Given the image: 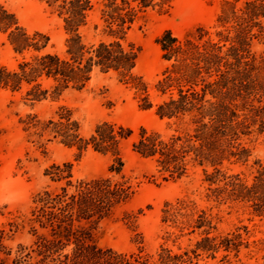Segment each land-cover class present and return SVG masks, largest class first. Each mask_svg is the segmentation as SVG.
<instances>
[{"label": "trees", "instance_id": "obj_1", "mask_svg": "<svg viewBox=\"0 0 264 264\" xmlns=\"http://www.w3.org/2000/svg\"><path fill=\"white\" fill-rule=\"evenodd\" d=\"M40 1L62 21L64 49L55 51L48 35L29 32L0 4V34L15 58L13 67L0 63V93L38 102L83 91L97 75L112 74L133 92L139 109L154 110L166 133L103 121L84 136L66 108L47 121L27 115L23 131L46 137L39 145L43 154L55 141L77 156L89 149L109 156L110 164L107 176L93 179H73L69 164L46 168L44 176L56 187L37 192L20 223L0 228V264H198L202 256L213 259L220 251L223 258L237 254L241 234H218L219 218L211 209L241 205L264 218V160L253 161L249 180L229 169L249 162L251 138L264 133V0H224L210 27L196 26L182 36L163 32L156 44L166 66L152 90L135 72L140 49L123 40L149 10L166 13L175 0ZM92 15L101 38L86 43L81 29ZM257 45L263 48L256 50ZM128 140L131 151L151 162L164 181L200 172L204 202L213 206L198 208L179 198L161 209V222L177 231L165 232V242L194 236L191 246L173 252L161 244L150 255L96 244L94 226L128 203L139 187L124 174L121 145ZM24 227L31 245L7 247L4 241Z\"/></svg>", "mask_w": 264, "mask_h": 264}, {"label": "rangeland", "instance_id": "obj_2", "mask_svg": "<svg viewBox=\"0 0 264 264\" xmlns=\"http://www.w3.org/2000/svg\"><path fill=\"white\" fill-rule=\"evenodd\" d=\"M224 0H175L166 13L149 10L125 34L124 45L140 49L135 72L142 76L150 89L160 77L166 63L156 40L165 31L182 36L196 26L210 27ZM13 12L21 26L29 32L39 31L50 38V45L57 52L64 49L66 34L62 21L40 0H0ZM99 20L90 17L88 25L81 29L86 43L101 38L94 25ZM257 45L256 50L262 49ZM0 63L7 67L15 65L14 55L5 38L0 34ZM71 111L78 121L81 133L88 136L100 122H112L133 131L139 127L166 133L165 123L159 121L154 110H141L133 97V92L121 84L115 75H97L83 91H66L57 98H47L38 102L26 100L22 94L0 93V228L8 222H21L32 206V197L42 189L56 184L44 176V170L52 164H69L73 179H93L108 175L109 156H102L89 149L77 156L74 149H68L52 141L45 145V153L39 148L43 139L23 131L27 115H36L41 121L55 117L59 108ZM131 140L121 145L124 174L138 184L134 197L118 207L113 215L94 226L95 242L103 248H111L120 253H132L142 249L145 254H154L161 244L173 252L192 245L194 236H183L176 242H165V232L177 231L169 224L161 222V209L166 202L176 199L192 200L198 208L210 207L204 202V190L199 171L187 177L164 181L154 171L151 162L136 156L130 148ZM249 146L252 157L245 165H231L234 173H241L250 179L252 163L264 160V133L251 138ZM212 214L219 218L217 233H239L242 245L238 253H216L215 258L202 256L198 264H264V218L252 215V210L241 205L213 207ZM8 227L6 226L5 229ZM32 237L27 228H21L4 244L16 249L17 245L29 246Z\"/></svg>", "mask_w": 264, "mask_h": 264}]
</instances>
